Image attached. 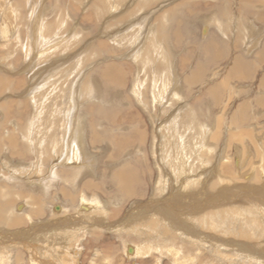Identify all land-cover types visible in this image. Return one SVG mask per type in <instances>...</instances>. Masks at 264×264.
I'll return each instance as SVG.
<instances>
[{
    "label": "rangeland",
    "instance_id": "1",
    "mask_svg": "<svg viewBox=\"0 0 264 264\" xmlns=\"http://www.w3.org/2000/svg\"><path fill=\"white\" fill-rule=\"evenodd\" d=\"M263 79L264 0H0V264H264Z\"/></svg>",
    "mask_w": 264,
    "mask_h": 264
},
{
    "label": "bare ground",
    "instance_id": "2",
    "mask_svg": "<svg viewBox=\"0 0 264 264\" xmlns=\"http://www.w3.org/2000/svg\"><path fill=\"white\" fill-rule=\"evenodd\" d=\"M262 4V3H261ZM254 6L255 7H257L258 6V4H254ZM262 7V6H261ZM253 8V7H252ZM149 49V48H148ZM238 63V62H237ZM236 63V64H237ZM242 64V63H241ZM150 66V65H149ZM111 69V68H110ZM111 73H109L110 75L108 76V78L107 79H109V82L110 83H118L117 81H120V79L118 78V77H120L119 76V74L116 72V71H112V70H109ZM236 72H237V70H236ZM236 74V73H235ZM192 77L194 78V79H192ZM191 77V79H190V83H192L194 80H195V78H196V76L194 75V76H192ZM189 80V79H188ZM263 84H264V79H263V82H262ZM121 177V176H120ZM124 179V178H123ZM128 184V181L126 180L125 181V179H124V182H123V180L121 179V183H119L120 184V187H124L123 185H125V184ZM129 185V184H128ZM43 245V244H42ZM40 248V247H39ZM133 249V248H132ZM47 253V252H46ZM53 257V256H52Z\"/></svg>",
    "mask_w": 264,
    "mask_h": 264
},
{
    "label": "crops",
    "instance_id": "3",
    "mask_svg": "<svg viewBox=\"0 0 264 264\" xmlns=\"http://www.w3.org/2000/svg\"><path fill=\"white\" fill-rule=\"evenodd\" d=\"M261 91H264V86H262V89H261Z\"/></svg>",
    "mask_w": 264,
    "mask_h": 264
},
{
    "label": "water",
    "instance_id": "4",
    "mask_svg": "<svg viewBox=\"0 0 264 264\" xmlns=\"http://www.w3.org/2000/svg\"><path fill=\"white\" fill-rule=\"evenodd\" d=\"M129 253H131V250H129Z\"/></svg>",
    "mask_w": 264,
    "mask_h": 264
}]
</instances>
